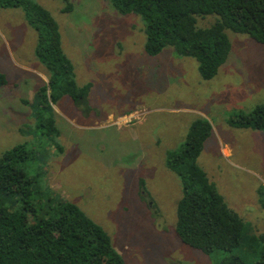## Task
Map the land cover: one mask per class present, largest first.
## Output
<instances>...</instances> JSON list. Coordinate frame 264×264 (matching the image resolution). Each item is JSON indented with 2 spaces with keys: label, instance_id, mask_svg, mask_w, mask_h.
I'll list each match as a JSON object with an SVG mask.
<instances>
[{
  "label": "rangeland",
  "instance_id": "obj_1",
  "mask_svg": "<svg viewBox=\"0 0 264 264\" xmlns=\"http://www.w3.org/2000/svg\"><path fill=\"white\" fill-rule=\"evenodd\" d=\"M34 1L59 22L78 84L91 85L81 99L64 96L53 104L61 150L36 127L32 106L24 103L49 80L36 55L38 33L24 8H0L3 90L15 95H0V104H10L0 118V156L28 144L32 158L24 168L37 179L36 206L49 210V196L77 203L110 233L126 264H219L233 253L255 261L263 243L250 246L246 237L264 236V130L228 121L264 102V44L230 30L231 54L206 80L198 61L173 47L148 54L144 19L119 13L109 0H69L70 11H64L66 0ZM215 19L199 17L198 25ZM198 117L212 124L199 163L247 224L233 251L205 253L176 233L183 188L168 157L180 151ZM7 204L20 207L18 197Z\"/></svg>",
  "mask_w": 264,
  "mask_h": 264
},
{
  "label": "trees",
  "instance_id": "obj_2",
  "mask_svg": "<svg viewBox=\"0 0 264 264\" xmlns=\"http://www.w3.org/2000/svg\"><path fill=\"white\" fill-rule=\"evenodd\" d=\"M66 1L64 11H70L73 4ZM109 1L119 13H136L144 19L148 54L157 55L173 47L177 54L195 58L206 80L219 73L231 54L230 30L264 44V0ZM12 7L24 8L38 33L36 55L49 71L48 83L38 88L34 101L24 103L32 106L36 127L43 128V133L63 150L53 104L64 96L79 100L91 85L78 84L75 66L63 48L59 22L50 10L34 0H0V8ZM208 15H215V21L199 26L198 18ZM7 83L0 68V89ZM228 123L264 130V102L249 113L233 114ZM211 133L207 118L194 119L180 151L168 157V165L179 174L183 188L176 233L184 243L205 253L233 251L241 246L247 231L245 220L227 204L199 163ZM27 145H16L0 156V264H126L110 233L77 203L49 196V210L36 206L32 198L37 179L24 168L32 158ZM13 197H18V209L7 204ZM246 238L250 246L263 243L255 261L233 253L219 264H264V236Z\"/></svg>",
  "mask_w": 264,
  "mask_h": 264
},
{
  "label": "crops",
  "instance_id": "obj_3",
  "mask_svg": "<svg viewBox=\"0 0 264 264\" xmlns=\"http://www.w3.org/2000/svg\"><path fill=\"white\" fill-rule=\"evenodd\" d=\"M21 65V64H20ZM0 68H1V65H0ZM1 70L5 73V71L1 68ZM6 74V73H5ZM8 84V83H7ZM6 84V85H7ZM5 85V86H6ZM4 86V87H5ZM4 87H2L1 89H0V95L4 98V99H6V98H8V99H10V97L12 96V97H15V95L14 94H12L10 91H8V92H5L3 89H4ZM37 92V91H36ZM36 92H34V93H32V94H29L30 95V98H32L33 99V101H34V98H35V94H36ZM2 97H0V98H2ZM19 100H22V98L20 97V98H18ZM17 99V101H19ZM24 99H26V98H24ZM27 99H28V97H27ZM29 101V100H28ZM32 101V102H33ZM20 102H21V104L23 103L22 101H19V104H20ZM30 102V101H29ZM10 106V104L7 102V101H3L1 104H0V108H3L1 111H0V118H1V116L4 114V113H6L7 111H6V109H8V107ZM28 107H29V105H28ZM6 114H4V116H5Z\"/></svg>",
  "mask_w": 264,
  "mask_h": 264
}]
</instances>
